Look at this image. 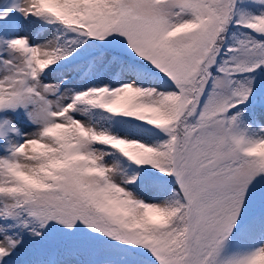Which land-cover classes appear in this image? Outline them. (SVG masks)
Segmentation results:
<instances>
[{
	"label": "snow or ice",
	"instance_id": "6c2138e0",
	"mask_svg": "<svg viewBox=\"0 0 264 264\" xmlns=\"http://www.w3.org/2000/svg\"><path fill=\"white\" fill-rule=\"evenodd\" d=\"M0 264H264V0H0Z\"/></svg>",
	"mask_w": 264,
	"mask_h": 264
}]
</instances>
